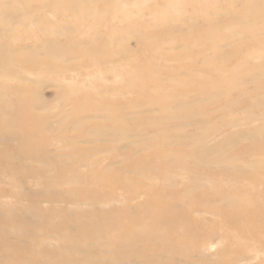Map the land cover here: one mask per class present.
<instances>
[{
  "label": "rangeland",
  "instance_id": "rangeland-1",
  "mask_svg": "<svg viewBox=\"0 0 264 264\" xmlns=\"http://www.w3.org/2000/svg\"><path fill=\"white\" fill-rule=\"evenodd\" d=\"M0 264H264V0H0Z\"/></svg>",
  "mask_w": 264,
  "mask_h": 264
}]
</instances>
